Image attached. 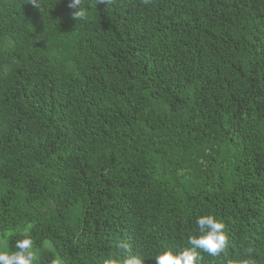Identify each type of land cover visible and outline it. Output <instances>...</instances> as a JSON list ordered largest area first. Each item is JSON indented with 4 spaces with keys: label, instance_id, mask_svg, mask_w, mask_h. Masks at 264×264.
<instances>
[{
    "label": "trees",
    "instance_id": "trees-1",
    "mask_svg": "<svg viewBox=\"0 0 264 264\" xmlns=\"http://www.w3.org/2000/svg\"><path fill=\"white\" fill-rule=\"evenodd\" d=\"M70 2L0 0V250L156 264L212 214L264 264V0Z\"/></svg>",
    "mask_w": 264,
    "mask_h": 264
},
{
    "label": "clouds",
    "instance_id": "clouds-1",
    "mask_svg": "<svg viewBox=\"0 0 264 264\" xmlns=\"http://www.w3.org/2000/svg\"><path fill=\"white\" fill-rule=\"evenodd\" d=\"M144 4L150 3V0H142ZM36 7H40L39 0H32ZM114 0H96L97 4L112 5ZM69 8L78 9L71 13L74 20H87V10L83 6V0H71ZM199 235H191L187 244L179 252H174L171 248L162 251L154 256L156 264H200L202 259L201 252L209 257H224L226 264H234L229 258L230 237L226 231L224 221L217 219L214 215H201L197 218ZM31 225L23 229L19 239L15 243V251L7 249L0 250V264H38L40 259L39 250L34 246V240L30 235ZM116 248L125 256H109L105 259L104 264H145L142 254L131 251V244L125 240L116 242ZM245 258L235 261V264H257L252 247L244 248ZM51 264H64L62 259H54Z\"/></svg>",
    "mask_w": 264,
    "mask_h": 264
}]
</instances>
